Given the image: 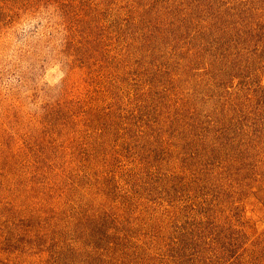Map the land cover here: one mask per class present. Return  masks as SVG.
Segmentation results:
<instances>
[{
	"label": "rangeland",
	"instance_id": "374dc122",
	"mask_svg": "<svg viewBox=\"0 0 264 264\" xmlns=\"http://www.w3.org/2000/svg\"><path fill=\"white\" fill-rule=\"evenodd\" d=\"M210 1L0 0V264H264V55L200 74L189 105L205 124L242 107L250 141L165 117L163 78L203 60L166 39Z\"/></svg>",
	"mask_w": 264,
	"mask_h": 264
},
{
	"label": "trees",
	"instance_id": "16d2710c",
	"mask_svg": "<svg viewBox=\"0 0 264 264\" xmlns=\"http://www.w3.org/2000/svg\"><path fill=\"white\" fill-rule=\"evenodd\" d=\"M224 1L225 3H220L219 0H211L209 4H207L205 7H202L200 10H192L194 12V14L191 12V16L193 19L190 22L183 24L180 27L179 31L178 28L174 27L173 33L176 32V37L172 35V38L166 39V41L170 42V45H174L175 47L177 46L180 48L185 46L186 50L189 52L194 50V54L200 55L203 60H201L197 65H193L192 61L190 62V65L188 66V70H190V72L188 73V75L185 77V79L179 82L177 81L180 84L181 88L173 80L167 79L166 77L163 78L162 82L166 81L169 83V95L167 97H170L168 103L169 108L165 110V117H180L184 113V118H186L185 120L187 122H191L192 120H194L193 127L195 128V132L196 130H198V132L206 131V134H208L209 136L221 139V145L229 143L238 145L237 142L243 144L244 142L250 141L251 138L247 133L251 131L257 132L260 124V122L257 120H255L254 122L253 120H249L251 119V117H249L247 111L242 109V107L240 111H238L237 107L233 109L235 113L233 114L231 120H228L227 117H222V120H216L217 116L226 114L225 112L218 109V115L214 117H207V123L205 124V121L202 120V118H204L203 114L200 113L199 110L197 111L196 108H192V106H189L190 102H192L194 98L197 99V96L199 97L198 93L200 92V90H198V87L200 88V86H202L200 74H212L215 79L220 78L219 80H216V84L220 87L224 84L226 79L230 80L231 77L234 76L240 79L244 74L243 72H241L242 69L235 70V67H237V65L241 66V61L235 59L233 56L237 51L250 50L251 52L253 51V53H255V56L264 55V22L262 20L263 17L259 18L257 16V12L260 11L259 9L261 8L259 6L261 4V1L257 0L258 3H256L255 0H248L243 4L241 3L242 0ZM253 2H255V5L253 4ZM250 3L254 7L253 10ZM222 5H224V7ZM209 31L215 33L216 35L211 34L210 36ZM219 35L224 36L225 38H218ZM246 35H255L256 38L249 39H254L251 44L248 41V43H243V45L237 46L235 40L243 38V36L245 38ZM222 42H225V44ZM258 42L261 43V48H259V46L257 45ZM204 49L206 50V52H203ZM233 49H235V53H233ZM166 55L167 52H164V57ZM229 69L231 70L230 72H228ZM180 70H182V67ZM246 71L245 74L252 73V69L246 68ZM126 77L131 78L129 73ZM152 83L157 84L159 82ZM257 89L262 91V93L264 94V87ZM229 91L230 90L228 86L225 87L224 91L218 90L217 93H214L216 95H222L228 93ZM218 92L223 93L219 94ZM178 93H180L179 98H177L176 102L174 103V99L171 98V96H174ZM202 94H204V91L202 92ZM183 99L184 101H181ZM185 101L188 103L187 109H176L177 105L184 103ZM222 107H224L223 104ZM218 119L220 118L218 117ZM247 120H249V123H252V125H250ZM252 127L255 128L253 129ZM177 136H179V134H176L174 137L176 138ZM200 138L201 137H198L196 141L200 142ZM186 140L187 139L176 140L174 142L175 144H177L176 146H181V144L186 145ZM263 143V140H255L254 142L256 147L261 146ZM242 144L238 146H241ZM210 163H213L212 160H210L209 163H203V165H208ZM233 170L236 171L231 172V175L233 176V179L231 180L240 182L238 180L239 176L237 172L241 173L242 170L239 167L234 168ZM201 171L202 169H199L198 171H196V173H204V171ZM190 172L193 173V171ZM206 174H210V172H206ZM191 237L193 239V235Z\"/></svg>",
	"mask_w": 264,
	"mask_h": 264
}]
</instances>
